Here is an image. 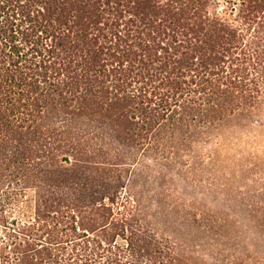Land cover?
<instances>
[{"label": "trees", "instance_id": "obj_1", "mask_svg": "<svg viewBox=\"0 0 264 264\" xmlns=\"http://www.w3.org/2000/svg\"><path fill=\"white\" fill-rule=\"evenodd\" d=\"M263 108L264 0H0V264H214L129 183Z\"/></svg>", "mask_w": 264, "mask_h": 264}, {"label": "rangeland", "instance_id": "obj_2", "mask_svg": "<svg viewBox=\"0 0 264 264\" xmlns=\"http://www.w3.org/2000/svg\"><path fill=\"white\" fill-rule=\"evenodd\" d=\"M192 149L131 177L142 218L183 255L264 264V108L224 120Z\"/></svg>", "mask_w": 264, "mask_h": 264}]
</instances>
